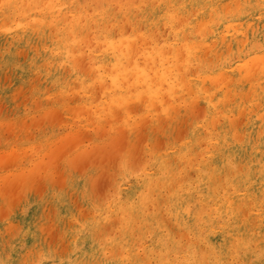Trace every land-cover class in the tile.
<instances>
[{
	"label": "rangeland",
	"instance_id": "1",
	"mask_svg": "<svg viewBox=\"0 0 264 264\" xmlns=\"http://www.w3.org/2000/svg\"><path fill=\"white\" fill-rule=\"evenodd\" d=\"M68 1L72 6L67 10L65 4L54 5L50 0L32 3L0 0V264H77L71 258L80 244L81 226L65 208L69 207L74 213L88 215L89 218L106 216L110 213L108 207L121 200L123 189L133 183L131 180L128 183L126 179L140 180L146 173L154 174L158 156L165 150L172 152L175 149V144L186 137V121H192L189 117L197 116L199 104L196 101L185 113L179 106L181 99L169 97L154 86L147 92L139 82L122 76L118 72L120 69H116L114 74L111 70L112 57H116L120 65L131 67L143 66L148 60L160 62L161 55L155 59L151 50L141 51L140 55H136L134 64L127 63L126 44L114 41V46L103 50L104 35L98 34L92 27L93 15L99 18L98 12L110 11L107 16L115 18L109 28L116 40L135 34L139 42L141 34L149 29L153 33L159 30L166 41L171 42L173 36L168 32L172 30L171 25L154 21L153 13L158 0ZM176 3L174 10L184 5V0ZM16 7L18 11L22 9L20 14L14 12ZM54 10H60L61 16L67 19L66 26L80 23V28L86 27L88 31L81 29L84 32L77 33L80 39L72 56H64L60 44L57 45L53 37L39 41L37 32L34 35L37 43H28L21 38L29 35L25 29L27 19H34L41 12L40 23L44 24L45 13ZM65 12L68 15H72L71 12L81 14L68 19ZM197 14L193 9H186L179 20H173V26L177 23L175 28L180 29L184 22L195 19ZM19 16L27 19L14 29L12 19ZM243 23H236L233 27L238 30L246 25V31L264 29V20L251 22L245 19ZM214 26L219 28L221 24L215 23ZM18 30L21 34H17ZM51 33L54 34V31ZM210 38L207 45L198 47L200 57L204 59L208 57L204 49L212 52L218 46L214 33ZM62 60L66 64L64 70L61 74L51 75L50 68ZM237 60L235 56L234 61ZM70 62L71 65L67 64ZM176 67L182 69L183 61L174 62L164 54L162 66L157 70L162 74V80L170 82L176 75ZM77 74L83 76L84 85L78 81ZM91 75L103 85L97 80L88 84ZM145 75L151 79L153 69L146 68ZM229 83L233 86L236 80L231 79ZM143 94L160 100L168 108V117L151 119L157 115L158 106L154 107V113H144V102L138 101ZM117 95L129 97V100L125 105L117 104L114 101ZM168 132H173L169 136L173 137V141L164 140ZM201 143L203 148L205 141ZM193 176L194 172L187 169L184 173L178 172L175 181H188ZM249 202L246 199L242 202L244 208L240 217L246 244L234 242L231 247L233 254L226 257L225 264H264V193H258L255 201ZM116 207L117 204L113 209ZM147 209L152 210V205H148ZM215 222L220 226L222 217H216ZM167 227L164 231H154L158 238L147 231L143 236L135 234L138 239L127 240L148 264H188L182 259L190 243L196 246L195 249H204V230L200 236L193 237L190 232L183 235L185 231L181 230L179 233L178 227L171 223ZM105 231L99 240V244L102 243L99 251L107 256L109 252L103 248L114 245L120 248L122 236L114 225L107 226ZM92 252L80 264H100V260L92 259ZM201 264L214 263L205 260Z\"/></svg>",
	"mask_w": 264,
	"mask_h": 264
},
{
	"label": "bare ground",
	"instance_id": "2",
	"mask_svg": "<svg viewBox=\"0 0 264 264\" xmlns=\"http://www.w3.org/2000/svg\"><path fill=\"white\" fill-rule=\"evenodd\" d=\"M26 1L32 3L37 0ZM169 1L158 0L153 17L155 22H165L171 25L172 30H168L173 36L171 42L166 41L158 29L155 33L147 29L141 34L139 42L135 34L116 40L109 28L115 16L108 17L107 13L111 12L105 13L103 10L98 12L99 18L96 15L92 16L94 26H91L94 31L104 35L105 38L103 50L110 45L114 46V41L124 42L127 63H133L136 55H140L141 51L151 50L153 58L156 56L155 59L161 55L160 62L148 60L149 62L145 61L143 66L132 65L131 67L120 65L119 61L115 60L116 57H112L110 60H112L113 74L116 69H120L118 72L122 76L131 77L133 82H139L147 92L151 86H154L156 90L160 89L169 97L181 99L182 104L179 106L185 113L190 109V104L196 101L199 104L197 116L200 117L197 118L196 115V117H189L192 121L187 120L185 123L186 133L184 135L186 137L181 139L180 143L175 144L176 147L172 152L165 150L158 156L155 161L154 174L146 173L140 180L126 179L128 183L130 180L133 183L123 189L124 195L121 200L119 199L108 207L110 213L106 216L89 218L88 215L81 216L79 213H74L69 207L65 208L69 214L74 215L81 226L80 244L74 249L75 255L71 258V261H76L77 264L87 259L91 250L93 251L90 254L92 259L100 260V264L101 259L102 264H148V261L147 263L139 257L138 250L132 248L127 239L131 240L135 234L143 236L147 231L155 235L154 231L167 229L168 223L176 225L180 230L179 233L181 230L185 231L183 235L190 232L193 237L200 236L204 230V249L202 248V251L199 250L200 248L195 249L196 246L190 243L187 250L184 249L187 252L183 255L182 261L188 264H201L206 260L214 264H225L226 257L233 254L232 244L238 242L244 245L247 241L243 227L240 226V217L244 208L242 202L245 199L250 202L255 201L258 193H264V29L246 31V25L238 30L233 27L236 23H243L245 19L251 22L264 20V0H184V5L177 7V10L174 9L178 0H172L171 3ZM50 2L51 4L54 2V5L61 2L65 4L67 10L72 6L68 0H50ZM1 7L4 6L1 5ZM189 8L197 11V17L191 21L182 22L181 28L176 29L175 24L177 23L173 26V20L183 16L184 11ZM21 10L14 8L17 14H20ZM71 13L72 15H68L65 12V16L70 19V17L81 14ZM40 16L41 12H38L34 19L21 16L12 19L15 23L14 29L23 25L27 19L28 24L25 29L29 35L21 38L28 43H37L34 36L37 32L39 41L53 37L56 44H60L62 54L72 56V51L79 43L77 33H80L81 29L88 32L86 27L80 28V23L75 26L69 23L66 26L64 23L67 19L61 16L60 10L45 13L46 22L44 24L40 23ZM73 20L76 21V18ZM215 23L221 24V27L215 28ZM52 30L54 34L51 33ZM213 33L218 46L215 49L213 47L212 52L204 49V53H208V57L204 59L205 57H200L198 47L201 44L207 45ZM17 34H21V30H18ZM198 36L200 39H197ZM164 54L174 62L183 61L182 69L176 67V75L170 82L162 80V74L157 70L160 65L162 66ZM235 56L238 57L237 61H234ZM67 64L71 65V62ZM64 66H66L64 60L61 63L57 62L50 68V74H61ZM148 67L154 72L151 79H147L145 75ZM77 79L81 85H84L83 76L77 74ZM231 79H235L237 85L235 83L231 86L229 83ZM96 80L98 84L103 85L97 77L93 78L92 75L88 84ZM128 100L129 97L123 95H117L114 99L115 103L123 105ZM138 101L144 102V113H154V107H159L155 112L157 115H153L151 119L160 116L168 117V108L161 104L160 100L143 94L138 97ZM172 133L165 134L166 142L173 141V137H169ZM202 141H205L203 148L201 147ZM187 169L194 172L193 178L184 182H176L177 173L180 171L184 173ZM61 196L64 197V195ZM116 204L117 207L114 210ZM148 205H152V210L147 209ZM161 210H163L162 214ZM218 216L223 220L220 226L214 223ZM165 217L166 219H163ZM110 225L118 227L122 242L120 248H116L115 245L103 248L109 252L105 256L99 251L102 244H99V240L103 232H106V227ZM139 247L140 245L137 248Z\"/></svg>",
	"mask_w": 264,
	"mask_h": 264
}]
</instances>
